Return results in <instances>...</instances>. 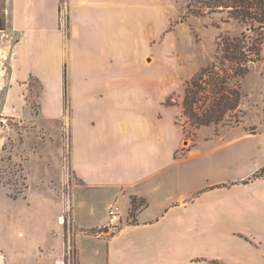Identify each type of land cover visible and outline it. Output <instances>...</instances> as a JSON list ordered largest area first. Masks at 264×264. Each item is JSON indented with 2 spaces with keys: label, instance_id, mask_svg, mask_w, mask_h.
Segmentation results:
<instances>
[{
  "label": "crops",
  "instance_id": "crops-1",
  "mask_svg": "<svg viewBox=\"0 0 264 264\" xmlns=\"http://www.w3.org/2000/svg\"><path fill=\"white\" fill-rule=\"evenodd\" d=\"M66 1L64 33L62 0H10L0 115L25 130V167L38 159L48 168L71 104L78 264H264V177L254 178L264 168V132L243 125L225 141L222 129L182 154L179 110L165 104L171 94L145 51L161 0ZM259 98L245 117L264 120V90ZM134 197L145 200L135 221ZM112 206L120 231L96 234Z\"/></svg>",
  "mask_w": 264,
  "mask_h": 264
},
{
  "label": "rangeland",
  "instance_id": "rangeland-1",
  "mask_svg": "<svg viewBox=\"0 0 264 264\" xmlns=\"http://www.w3.org/2000/svg\"><path fill=\"white\" fill-rule=\"evenodd\" d=\"M161 2L163 5L155 7V42L154 45L150 42L145 51L154 54L155 79L165 83L164 95L171 94L165 104L179 110L177 118L182 115L186 83L200 69L215 61L223 37H240L246 29L238 21L227 22L225 14L192 15L187 10L188 0ZM9 11L10 0H0V58L1 50L10 46L2 32ZM251 28L248 36L263 41L260 56L264 59V25ZM260 74H264V61L254 64L251 73L242 80L244 100L241 109L244 112L262 105L259 97L264 90V75ZM2 75L0 72V104L6 90ZM66 108L63 139L50 150L49 158L54 162L48 168H44L38 159L25 167L29 156L24 149L25 130L17 122L0 128V264H78L77 229L71 204L73 179L68 153L71 144L69 102H66ZM169 115L171 117L166 118L172 124V115ZM243 125H257L258 130L264 132L262 115L251 112L239 127L234 128L238 125L226 122L218 128L201 129L184 148L193 147L199 138L205 142L206 136H215L222 129L227 141L236 136ZM215 142L204 144L203 148L207 149ZM59 178L61 180L57 181Z\"/></svg>",
  "mask_w": 264,
  "mask_h": 264
},
{
  "label": "trees",
  "instance_id": "trees-1",
  "mask_svg": "<svg viewBox=\"0 0 264 264\" xmlns=\"http://www.w3.org/2000/svg\"><path fill=\"white\" fill-rule=\"evenodd\" d=\"M187 10L196 16L225 14L227 22L238 21L246 29L240 37H223L215 61L186 83L182 115L177 117L176 124L183 128L188 141L203 128L243 122L246 112L241 109L242 80L251 73L254 64L264 61L260 56L263 41L250 38L247 32L254 25L263 27L264 0H188ZM189 149L184 148L182 154ZM261 177H264V168L254 176ZM143 206L145 200L132 199L131 220L135 221Z\"/></svg>",
  "mask_w": 264,
  "mask_h": 264
},
{
  "label": "built area",
  "instance_id": "built-area-1",
  "mask_svg": "<svg viewBox=\"0 0 264 264\" xmlns=\"http://www.w3.org/2000/svg\"><path fill=\"white\" fill-rule=\"evenodd\" d=\"M69 21L68 4L66 0L62 1L60 10V25L64 33L67 32ZM10 119L5 115H0V128L9 127ZM121 219L118 207L112 206L110 208V219L108 224L96 231L98 235H113L120 231Z\"/></svg>",
  "mask_w": 264,
  "mask_h": 264
}]
</instances>
